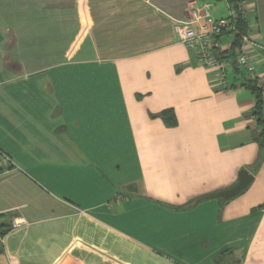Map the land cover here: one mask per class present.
<instances>
[{
    "label": "crops",
    "instance_id": "0c3cea01",
    "mask_svg": "<svg viewBox=\"0 0 264 264\" xmlns=\"http://www.w3.org/2000/svg\"><path fill=\"white\" fill-rule=\"evenodd\" d=\"M190 2L215 21L232 5L0 0V264H264L255 94L233 39L220 40L228 92L179 43ZM255 26L264 86L257 13ZM241 171L248 188L215 198Z\"/></svg>",
    "mask_w": 264,
    "mask_h": 264
},
{
    "label": "built area",
    "instance_id": "2783aa9c",
    "mask_svg": "<svg viewBox=\"0 0 264 264\" xmlns=\"http://www.w3.org/2000/svg\"><path fill=\"white\" fill-rule=\"evenodd\" d=\"M229 17L222 21H215L211 14V5L205 4L201 7L196 2H190L188 7V18L176 26L178 41L189 50H196L205 68L209 72L216 73V78L224 91H230L232 87L228 84L226 69L227 51L222 48L220 40L231 36L234 42L239 37V46L236 49L235 64L241 68L246 76V82L254 83L260 90L261 101L264 104V86L258 85L254 77V65L247 54L248 47L252 44L248 33L240 34L238 23L246 22L248 6L240 1L232 4ZM246 30L249 26L246 23ZM233 45V44H232ZM23 222L13 221L11 229L19 228ZM3 234L0 231V240Z\"/></svg>",
    "mask_w": 264,
    "mask_h": 264
},
{
    "label": "trees",
    "instance_id": "16d2710c",
    "mask_svg": "<svg viewBox=\"0 0 264 264\" xmlns=\"http://www.w3.org/2000/svg\"><path fill=\"white\" fill-rule=\"evenodd\" d=\"M231 4H235L236 2H240L242 0H228ZM246 23L247 22H240L238 23V28L240 30V34H246L248 33V31L246 30ZM239 37H235L234 38V42H233V49L235 50V48L237 49L239 46ZM236 57V53L233 51V54L230 56V58L235 60ZM242 87H246L248 89H250L254 94H255V98H256V102H255V108L253 111V116L255 118V121L257 123V126L260 130V141L261 143L264 142V104L261 101V94H260V90L257 88V86L254 83L251 82H243ZM162 119L165 121V123L169 126H174L176 124L175 122V118L173 116L172 113L170 112H164L161 115ZM1 231V230H0ZM2 232V231H1ZM2 234L4 235V233L2 232Z\"/></svg>",
    "mask_w": 264,
    "mask_h": 264
},
{
    "label": "water",
    "instance_id": "95a60500",
    "mask_svg": "<svg viewBox=\"0 0 264 264\" xmlns=\"http://www.w3.org/2000/svg\"><path fill=\"white\" fill-rule=\"evenodd\" d=\"M253 177L246 171H241L238 176L237 183L230 189L219 192L214 197L217 199H222L228 201L240 195L245 191L248 186L251 184Z\"/></svg>",
    "mask_w": 264,
    "mask_h": 264
},
{
    "label": "rangeland",
    "instance_id": "374dc122",
    "mask_svg": "<svg viewBox=\"0 0 264 264\" xmlns=\"http://www.w3.org/2000/svg\"><path fill=\"white\" fill-rule=\"evenodd\" d=\"M245 4L248 6L249 9H251L250 8V5L253 4L254 9H256V13L259 16V29H260V32L261 33H264V0H245ZM231 7H233V6L231 5ZM249 9H247V12H248ZM256 13H254L250 17L251 18V21H249L251 23V24L249 23V29L252 28L253 32H257V28L255 26V14ZM229 15H230V13L228 11V17H229ZM227 38L232 41V37L231 36H227Z\"/></svg>",
    "mask_w": 264,
    "mask_h": 264
}]
</instances>
